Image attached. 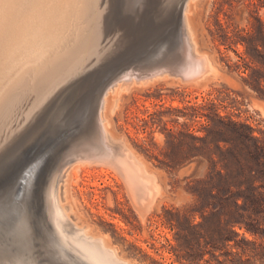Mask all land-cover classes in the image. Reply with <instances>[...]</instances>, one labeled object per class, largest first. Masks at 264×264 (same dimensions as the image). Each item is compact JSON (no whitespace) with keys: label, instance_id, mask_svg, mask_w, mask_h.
<instances>
[{"label":"rangeland","instance_id":"1","mask_svg":"<svg viewBox=\"0 0 264 264\" xmlns=\"http://www.w3.org/2000/svg\"><path fill=\"white\" fill-rule=\"evenodd\" d=\"M107 1L100 2L105 12L102 25L105 35L109 37L110 34L112 39L109 37L108 41L105 35L102 36L105 39V43H102L103 54L100 55L96 48L78 51L74 57L85 59L88 67L75 70L71 62L73 58L69 55L71 52L60 47L62 52L49 65L58 64V68L49 75L46 72L49 66L37 70L34 66L45 61L55 46L76 42L77 37L73 36L75 26H88L87 18L80 14V6L70 0H2L0 3V138H3L0 139V192L8 191L11 194L14 189V199L28 198L36 217L34 226L37 231V242L32 245L33 262H30L29 253L20 255L18 252L20 257L17 252L13 253L18 248L10 243L9 235L0 229V249L2 252L7 251L9 246L11 249L9 255V251L1 253L0 250V259L3 258L1 261L7 264L19 258L23 259L24 264H28V261L29 264H87V261L77 257L75 261H66L57 251L45 247V238L50 231L41 197L47 172L55 159L59 161L67 150L70 139L81 132L87 116L85 111L90 101L87 96L90 88L96 87L121 67H135L160 49L172 48L180 40L181 24L175 21L173 8L179 1L171 0L170 4V0H149V5L141 12L145 20H137L136 25L141 27L137 31H129L131 11L125 10L124 4H121V8L119 0ZM52 7H57L58 15H67V27L64 30L59 27L55 29L58 22L55 21L54 33L45 38L35 33L36 27L39 18L51 11ZM147 8L151 16L146 13ZM170 9L173 10L170 12ZM191 19L198 48L211 59L213 72L198 82H178L170 76L152 84L134 85L110 99L108 114L110 129L116 136L115 144L124 140L147 163L159 184L156 200L146 215L140 214L138 200L130 195L124 178L112 165L83 167L67 183V199L63 202L74 221L105 237L118 254L132 264H183L176 255L175 230L166 219L165 209L182 208L190 203L193 195L189 188L198 180L208 177L212 171L221 169L218 154L213 153L214 161L211 160L208 147L202 149L208 153L206 155L190 150V134L199 137L207 134V116H217L218 113L253 128L254 134L264 145V115L258 106L264 98L244 80L250 73V69H246V62L251 63L246 45L232 39L238 30L257 35L259 20L264 22V0H194ZM88 29L86 27L82 37L87 35ZM40 46L43 53L38 49ZM171 133H180L182 142L171 140ZM35 134L37 137L34 139ZM196 144L202 146L204 143L197 141ZM209 148L216 152L214 144H210ZM29 158L30 162L27 163ZM37 163L32 183L23 192L19 189V180H22L26 170L34 168ZM260 167L263 169L264 165ZM261 191L264 193V188ZM261 219L264 220V213ZM247 235L254 238L250 233ZM255 239L262 241L259 236ZM40 240H44V243ZM2 242L10 244L6 246ZM37 246L40 250L37 248L35 252ZM11 247L16 250L13 251ZM258 264H264V261Z\"/></svg>","mask_w":264,"mask_h":264},{"label":"bare ground","instance_id":"2","mask_svg":"<svg viewBox=\"0 0 264 264\" xmlns=\"http://www.w3.org/2000/svg\"><path fill=\"white\" fill-rule=\"evenodd\" d=\"M1 1L2 0H0V3ZM48 1H53V0H48ZM70 1L76 3V5H79L80 14L87 18L88 26L86 27H89L88 33L86 36L82 37L84 31H86L85 30L86 27L82 28L81 26L78 27L76 25L75 29H73V36L76 35L77 37L76 42L74 44H71L70 42L68 43L66 42L65 44H62V45L60 44L58 46H55L54 49L52 50V53L45 59V61L40 62L36 64V66H34L36 70L47 68L51 64V62L54 60L55 56L62 52L61 48L66 51L71 52L69 55H71L70 57L71 59L73 58L71 62L73 63L75 70L88 67V64L85 63V59L74 57L78 51L84 50L85 48H89L90 50L91 49L95 50L96 48V50L99 52L100 55L103 54L104 50H102V46L104 44L102 45V43H105V39L103 40L102 36L105 35L106 33L104 32L103 25H102V22L104 20L103 14L105 12L103 11L104 9L101 8V5H100L101 0H70ZM177 1H179V4L177 2L176 6L173 8H175L174 9L175 18H176L175 21L176 22L178 21L181 24L180 40L176 41V43L173 45L172 48L165 47V48L160 49L159 51L154 53L151 58L144 60V62L142 63L141 62L138 63V65L135 67L134 66L129 67L128 65L121 67L118 71H114L113 73H111L110 76H108L105 80L101 81L96 87L90 88L87 94L90 101L87 107L85 106L86 107L85 112L87 113V116H85V120L83 122L84 125L81 128V132L79 131L76 135L72 137V140L70 139L67 150L63 152V155H61L59 161H57L58 159L57 160L55 159L53 165L50 167L49 171L47 172L46 180H44L45 185L42 191L41 202L45 210L46 220H47L46 223L48 226V230L50 231V233L48 232V234L50 235L47 236V238H45L46 246L44 244L42 245L43 247L45 246L48 249L57 251L60 254V256L63 257V259L66 261L67 260H71V262L75 261V258L77 257L79 259H83L87 261V264H132L127 259L120 256L118 252L116 251L115 247L113 248L107 242L105 237L93 233L91 230L88 229L86 225H79L77 222L74 221L75 218L73 219L71 217L64 203L67 199V195H66L68 191L67 183L70 177L83 167H87L89 165H109V166L112 165V167H116L118 172H120V174L124 178L125 183L127 184V187L129 189V192L131 193L130 195H132L135 200H138L139 202V203L137 202L138 210L141 215L145 216L146 213L151 208L152 204L155 202L158 191H159V184L157 182L155 174L150 170V167L147 165V163L143 159L138 157L136 153L132 150V148L124 140L118 141L119 142L118 145L115 144L116 136L110 129V116L108 114V109L110 107L111 97H118L119 93H121L120 91L125 90L130 87L131 88L135 87L134 85H139L140 87L142 85L144 86L146 84H150L151 82H154V81L156 82V80L158 79L167 78L170 76L177 79L178 82L180 81H185L187 83L190 81L198 82L199 80H201L202 78H205L208 74L214 71V66L212 65V62L209 56L206 53L201 52L198 48V42L195 36V29H194L192 19H191L192 9L194 6V0H186L183 10L182 8H180V3L183 2L184 0H177ZM123 2L124 0H119L118 4L120 6L121 4H124V9L131 11L132 13V15L129 18V23H128L129 31L139 30V28L141 27L139 25H136V23H137L138 18H142L145 20V16L144 17L141 16L142 14L141 12H143V10L149 5V0H126L124 3ZM169 2L171 4V0ZM107 3H106V6H108ZM115 3L116 2H114V4ZM167 4H164V5L168 6ZM1 8L2 6H0V10ZM167 8H169V6ZM56 9L57 7H52L51 11H47V14L43 15L41 19L39 18L38 26L37 27L35 26L36 34L38 35L40 34L41 36L45 38L53 34L54 33L53 24L55 21H58L55 29L57 27H59L62 30L66 29L67 26L65 25V20H66L65 18L67 17V15L66 16L58 15V12ZM171 10L173 9H170V12ZM161 11H163V9H161ZM167 11L169 10L167 9ZM154 12L152 11V13ZM146 13H148L149 16H151V12L148 11V8L146 9ZM113 32L114 30L112 31V33ZM44 33H46V35ZM108 36L110 37V34ZM105 37L106 39L108 38V41H109V37H107V35H105ZM110 39H112V37H110ZM104 47H107V46H104ZM39 48H41V46L38 47V49ZM30 50L27 51L26 53L30 52ZM39 50H38V53H41L39 52ZM41 51L43 53V50ZM178 54L180 56H178ZM31 56H34V55H31ZM20 58H21V55H20ZM27 58H29L28 55H27ZM38 59H39V56H38ZM24 65H26V63ZM57 68H58V64L55 66H49L48 69H46L47 75L55 71ZM260 102L261 103L258 104V106L260 107V110L264 115V101L261 100ZM17 128H13V129H17ZM17 133L15 134L17 135ZM12 134H10V137L12 136ZM7 137L8 136H6V138ZM33 137L35 139L37 137L36 134ZM6 138H4L5 139L4 141H7ZM9 139H8V142H9ZM3 144L4 143H2V145ZM29 160L30 158L28 159L27 163L30 162ZM37 166H38V163L34 166V168H30L26 170L28 171V173L26 172L27 174L23 173L24 175H22V178L25 179V183H26V184L23 183L22 187L20 188V190H22L23 192H25L26 187L32 183V175L36 172L35 168H37ZM61 168H63L62 170L63 173H61L60 171ZM134 199L133 201L135 202ZM63 200L65 201L63 202ZM34 218H36L34 216V210L32 209V206L30 205V202L28 201L27 197H23L22 199H19V200L14 199V189L11 191V194L8 191L0 192V229H3L6 232V234L9 235L11 242L7 239L6 240L9 241L11 244L13 243L14 244L13 246L18 248V251H17L16 248L11 247L13 248V251L16 250L13 253L15 254L17 252L18 255L19 253L20 255L21 254L24 255V253L26 252L29 253L30 262L33 259L31 258L32 257L31 254L33 253L32 247L37 242L36 240L37 238L35 236L37 231L34 226ZM40 224L42 223H39V225ZM38 239H41V238L38 237ZM42 242L44 243V240L41 241V243ZM10 243L8 244L3 243V244L7 246ZM42 245L40 246V248H42ZM9 248L10 246L8 247V250H7L9 251L8 255L11 250ZM37 248L38 246L34 248L35 252ZM38 250L40 249L38 248ZM7 251L3 250L2 252L1 250V253H5ZM13 256H16V255H12V257ZM27 256L29 257V255ZM2 259H0V264H7L6 262L1 261ZM19 259L18 260L16 259L17 260L16 262L15 261L13 262L7 261V262H10L12 264L14 263L24 264L23 259L22 258H19ZM28 264H29V261H28Z\"/></svg>","mask_w":264,"mask_h":264},{"label":"trees","instance_id":"3","mask_svg":"<svg viewBox=\"0 0 264 264\" xmlns=\"http://www.w3.org/2000/svg\"><path fill=\"white\" fill-rule=\"evenodd\" d=\"M256 32L257 35L238 30L232 39L246 45L251 63L246 62L250 73L244 80L264 98L261 20ZM216 114L207 116L205 136L190 134V150L209 153L211 160L217 153L221 169L189 188L193 195L190 203L165 209L166 219L175 230L176 255L183 264H258L264 261V168L260 167L264 165V145L253 128ZM170 137L182 142L180 133H171ZM197 141L204 144L198 146ZM210 144H214L216 152L209 148ZM205 147L208 153L202 151ZM256 236L262 241L258 242Z\"/></svg>","mask_w":264,"mask_h":264},{"label":"water","instance_id":"4","mask_svg":"<svg viewBox=\"0 0 264 264\" xmlns=\"http://www.w3.org/2000/svg\"><path fill=\"white\" fill-rule=\"evenodd\" d=\"M185 2H186V0H184V1L182 2V4H181V8H182V10H183V8H184V6H185ZM35 165H36V164H35ZM35 165H34V166H35ZM26 172L28 173V171H26ZM26 172H25V174H27ZM21 179H22V180H19V183H18V184H19V189L22 187V184L25 183V179H23V178H21Z\"/></svg>","mask_w":264,"mask_h":264}]
</instances>
